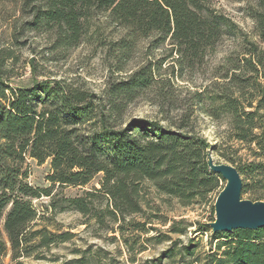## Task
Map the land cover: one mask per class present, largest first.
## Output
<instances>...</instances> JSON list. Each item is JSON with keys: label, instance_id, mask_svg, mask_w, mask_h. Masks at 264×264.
I'll use <instances>...</instances> for the list:
<instances>
[{"label": "trees", "instance_id": "obj_1", "mask_svg": "<svg viewBox=\"0 0 264 264\" xmlns=\"http://www.w3.org/2000/svg\"><path fill=\"white\" fill-rule=\"evenodd\" d=\"M22 8L30 18L26 30L48 35L53 49L68 51L94 39L122 71L145 41L150 50L168 41L167 58L173 63L165 71V59L159 58L122 79L110 75L99 94L64 79L16 89L6 82L10 57L0 48V262L10 252L12 264H23L20 259L38 249L74 236L38 228L40 215L32 200L49 196L50 190L28 183L27 160L33 159L39 165L49 161L47 180L54 186L86 188L101 176L98 188L64 203L102 230L118 233L131 263L146 250L144 241L169 240L155 225L170 222L167 233L185 235L192 226L194 233L209 232V250L185 264H264V227L212 232L208 223L197 221L179 228L181 221L167 219L146 199L152 189L182 208L210 204L214 214L224 185L207 166L210 150L237 169L242 194L264 200V0L248 9L258 42L208 0H23ZM101 15L104 25L116 30L109 41ZM224 38L234 48L213 68L209 84L186 88L181 97L178 80L192 81ZM142 98L155 105L157 119L130 116V105ZM199 115L224 127L214 145L198 131ZM147 209L155 213L146 215ZM151 232L155 235L140 243ZM191 244L178 253L172 246L149 264H181L174 258L193 257ZM75 254L55 264H110L102 248Z\"/></svg>", "mask_w": 264, "mask_h": 264}, {"label": "rangeland", "instance_id": "obj_2", "mask_svg": "<svg viewBox=\"0 0 264 264\" xmlns=\"http://www.w3.org/2000/svg\"><path fill=\"white\" fill-rule=\"evenodd\" d=\"M23 0H0V48L7 50L10 59L6 65V82L13 88H29L35 82L51 81L64 79L67 82H74L85 86L94 93H101L105 88L110 75L116 79H122L129 75L133 70L143 65L146 61L164 58L162 69L168 71L173 63V58H167L170 54V45L167 41L158 49L150 50L147 41L142 43L135 51L133 58L123 65L122 71H117V64L106 46L96 42L94 39L83 42L78 47L63 51L62 49H53L51 39L48 35L35 31L26 30L25 23L30 20L28 9L23 10ZM256 0H208L211 7L222 15L231 19L243 32L258 42L254 33V22L249 16L248 9L255 5ZM105 15L99 16V23L105 29V37L110 40V36H116V30L104 25ZM120 34V33H119ZM234 48V43L229 38H224L217 49L208 54L205 64L197 70L192 76V81H179L178 84L183 88L181 97L185 95V89H200L212 79L213 68L219 64L222 58ZM174 56V55H173ZM184 77H188L185 75ZM189 79V77L187 78ZM130 116L133 118L157 119V108L147 98L138 99L130 105ZM197 129L207 141L214 145L219 140V134L224 127L217 128L213 122L204 115H199ZM214 162L226 163L218 157L214 151H211ZM28 183L37 189H49V196H42L32 200L33 206L40 215L37 221L38 228L45 227L48 231L54 233L70 232L74 236L69 242L58 245H51L49 248H41L34 252L29 258L20 259L23 264H55L77 257L76 251H82L91 247V252L102 248L108 252L106 261L110 264H149L156 260L161 253L173 246L174 251L179 250L191 244L194 247L195 255L193 257L181 259L177 255L174 259L185 264L186 261L195 258H202L204 252L210 248L209 232L194 233L195 226L189 227L185 235L167 233L166 226L156 224L155 226L163 234L169 235V240L157 243L156 240L141 241L145 237L155 235L151 232L142 235L140 243L143 242L146 250L135 255V262L131 263L129 254L118 233H111L99 228L95 220L84 217L80 213L68 208L64 203L65 199L82 195L84 190H90L92 187H99L98 181L100 175L86 188L51 185L47 180L50 174L49 161L43 164H37L33 159L27 160ZM221 185H225L224 180ZM146 199L150 207L159 205L160 214L167 219L181 221L179 228L193 224L197 221L201 223L211 222L214 214L210 204L195 205L189 208L179 207L175 200L165 197H158L155 192L149 190ZM164 199V202L160 200ZM242 199H249L241 193ZM252 201V200H251ZM264 202V200H260ZM151 210H146V215H150ZM155 213V212H152ZM140 220L138 217H134ZM127 233V232H126ZM129 235V234H128ZM113 237H116L113 238ZM132 253V252H131ZM56 261V262H55ZM167 264V260H164ZM1 264H12L10 252L1 259Z\"/></svg>", "mask_w": 264, "mask_h": 264}, {"label": "water", "instance_id": "obj_3", "mask_svg": "<svg viewBox=\"0 0 264 264\" xmlns=\"http://www.w3.org/2000/svg\"><path fill=\"white\" fill-rule=\"evenodd\" d=\"M209 170L220 175L225 185L216 196L214 221L208 223L212 232L231 233L234 230L256 231L264 227V202L241 198L242 179L231 164L216 163L211 151L206 155Z\"/></svg>", "mask_w": 264, "mask_h": 264}]
</instances>
